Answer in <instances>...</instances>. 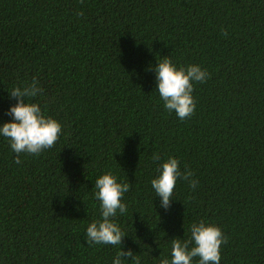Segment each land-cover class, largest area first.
Listing matches in <instances>:
<instances>
[{
	"label": "trees",
	"instance_id": "trees-1",
	"mask_svg": "<svg viewBox=\"0 0 264 264\" xmlns=\"http://www.w3.org/2000/svg\"><path fill=\"white\" fill-rule=\"evenodd\" d=\"M165 56L209 73L185 120L156 89ZM33 79L27 102L62 131L20 164L0 135V264H113L118 245L86 241L105 173L130 184L113 222L139 264L200 221L227 237L220 264H264V0H0V126ZM169 157L198 184L178 179L165 210L151 180Z\"/></svg>",
	"mask_w": 264,
	"mask_h": 264
},
{
	"label": "clouds",
	"instance_id": "clouds-1",
	"mask_svg": "<svg viewBox=\"0 0 264 264\" xmlns=\"http://www.w3.org/2000/svg\"><path fill=\"white\" fill-rule=\"evenodd\" d=\"M83 2V0H81ZM83 15V12L79 13ZM227 36V32H222ZM155 72L156 89L164 108L175 112L181 120L190 118L195 111V101L192 96L193 83H203L209 78L206 69L198 65H175L167 56L156 62L152 69ZM39 82L33 79L31 84L21 88L14 87L9 93L16 103L9 107L7 115L12 119L0 126V135L7 138L11 150L16 153L14 163L20 164V154L39 155L46 149L52 148L57 142L62 127L50 116H45L37 103H29L28 98H35L42 93ZM154 160H159L158 154H153ZM158 175L151 180V186L156 196L160 197L161 206L167 210L170 207L173 190L177 180L187 181L189 186L196 188L198 181L191 170H180L179 161L169 157L157 169ZM95 198L100 202L101 218L88 224L86 241L91 244L118 245L120 251L113 264H123L122 258H130L134 264H139V257L134 256L129 249L121 250L122 238L125 234L113 222L119 211H127L122 203L123 195L130 190L129 183H118L111 173L99 176L95 181ZM227 243V237L215 224L204 221L190 225V238L187 240L173 239L171 241V261L161 258L158 264H192L193 258H199L198 264H220L221 245Z\"/></svg>",
	"mask_w": 264,
	"mask_h": 264
}]
</instances>
